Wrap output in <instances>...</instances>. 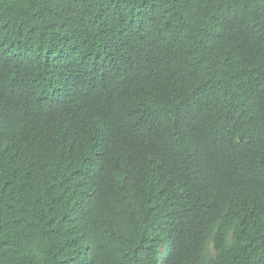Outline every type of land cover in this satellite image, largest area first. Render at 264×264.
<instances>
[{
	"label": "trees",
	"instance_id": "1",
	"mask_svg": "<svg viewBox=\"0 0 264 264\" xmlns=\"http://www.w3.org/2000/svg\"><path fill=\"white\" fill-rule=\"evenodd\" d=\"M0 264H264V0H0Z\"/></svg>",
	"mask_w": 264,
	"mask_h": 264
}]
</instances>
